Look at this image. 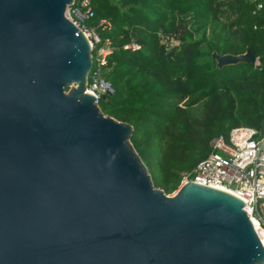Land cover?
I'll list each match as a JSON object with an SVG mask.
<instances>
[{"label": "water", "instance_id": "obj_1", "mask_svg": "<svg viewBox=\"0 0 264 264\" xmlns=\"http://www.w3.org/2000/svg\"><path fill=\"white\" fill-rule=\"evenodd\" d=\"M73 1L0 0V264L263 263L243 198L194 180L168 194L133 125L86 92L92 46Z\"/></svg>", "mask_w": 264, "mask_h": 264}, {"label": "trees", "instance_id": "obj_2", "mask_svg": "<svg viewBox=\"0 0 264 264\" xmlns=\"http://www.w3.org/2000/svg\"><path fill=\"white\" fill-rule=\"evenodd\" d=\"M92 4L89 23L106 19L98 31L114 45L103 69L114 91L101 96L100 108L133 125L131 142L157 186L177 191L182 172L209 154L216 135L238 125L264 130V0ZM179 21L187 24L181 32ZM136 38L141 48L124 47ZM165 38L177 44L169 47ZM248 48L259 63L219 66L212 55Z\"/></svg>", "mask_w": 264, "mask_h": 264}, {"label": "built area", "instance_id": "obj_3", "mask_svg": "<svg viewBox=\"0 0 264 264\" xmlns=\"http://www.w3.org/2000/svg\"><path fill=\"white\" fill-rule=\"evenodd\" d=\"M94 15L92 0H74L67 5L66 16L84 31L91 42L93 65L89 71L86 92L94 94L99 104L103 94L114 91L113 84L103 75L114 45L109 36H103L98 31L99 25L105 27L106 19H100L98 25L88 23ZM164 41L169 47L177 44L175 38H165ZM141 46V41L137 39L124 44L125 48L131 49ZM256 63H259L258 59ZM210 146L209 154L200 159L192 170L182 172L178 188L194 180L240 196L264 245V130L238 125L232 128L228 136L216 135Z\"/></svg>", "mask_w": 264, "mask_h": 264}, {"label": "rangeland", "instance_id": "obj_4", "mask_svg": "<svg viewBox=\"0 0 264 264\" xmlns=\"http://www.w3.org/2000/svg\"><path fill=\"white\" fill-rule=\"evenodd\" d=\"M88 23H89V22H88ZM93 56H94V59H95V54H94ZM177 191H178V190H177ZM177 191L175 190V191H173V192L170 193V194H171V195H175Z\"/></svg>", "mask_w": 264, "mask_h": 264}]
</instances>
